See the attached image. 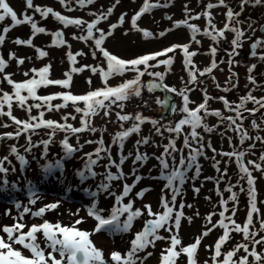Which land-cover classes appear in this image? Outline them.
<instances>
[{
    "label": "snow or ice",
    "instance_id": "1",
    "mask_svg": "<svg viewBox=\"0 0 264 264\" xmlns=\"http://www.w3.org/2000/svg\"><path fill=\"white\" fill-rule=\"evenodd\" d=\"M120 2L121 0H114V3L108 6L106 10L101 6L97 12H89L88 15L93 17L89 21L81 17L65 15L51 6L35 4L34 0H24L25 8L18 14L10 5L9 0H0V48L5 45L8 34L12 30L21 25H28L31 30L30 36L27 39L17 37L12 40V43L17 46L34 48L37 54L36 59L43 60L49 56V52L36 46L34 39L40 34L51 35L50 47H66L68 50L65 55L69 62V69L63 73V78H51L52 64L49 61L43 67L28 69L23 73L26 79L16 81L13 78L14 74L6 71V69L13 61L19 67L24 65L26 60L30 61L32 57H20L14 51H9L7 58L0 54V84L6 82L7 85L11 86V91H5L0 87V117H7L11 122L0 121V128L14 127L15 129L14 132L0 133V141L19 140L21 136H24L26 142L25 145L21 146L24 152L32 153L34 149L42 146V155L47 156L49 146L54 143L53 137L58 131L75 136V145L70 143L69 135H65L60 142L64 155L55 161V167L61 172L67 160L72 159L76 153L82 152L86 145L94 144L96 147L92 151L83 153L81 158L85 159V163L82 169L77 170L76 175L81 184L89 179L102 177L96 185L97 191L90 192V195L95 198L103 193L114 198V205L107 217L103 215L105 209L98 207L97 203L93 202L87 207L88 217L97 222L92 231L77 227L84 222L83 217L76 219L70 226L63 225L59 221L52 223L45 219L40 224H32L28 227L24 222L26 215L43 217L46 212L58 209L61 201L48 203L38 210H33L28 205L16 203L15 208L17 210L22 209L19 216L12 217L14 220L12 225L0 226V233H3L0 235V264H145L148 257L153 254L146 250L149 247L154 248L158 241L167 242V246L161 252L160 264H178L181 257H186V264H199L198 251L202 241L217 228L222 229V234L214 245L205 246L213 249V253L210 262L205 260L203 264H264V251L257 250L258 247L264 248V212L258 206L264 205V201L258 200L257 176L254 175L256 172L264 176V164L257 162V160H245L247 155H255L254 150L257 148V142L264 144V136L251 135L249 129L244 126V121L251 119V130L256 133L264 131V95L259 97L254 95L257 89H264V85L258 84L255 75H253L257 65L252 64L247 69L248 83L254 87L249 89L248 84H246L245 88L248 91L239 97L238 102L229 101L223 95L212 97L206 88L201 89L203 100L199 104H195L189 96L190 92L196 90L194 86L203 83L199 78L211 75L214 70L219 68L220 63L225 62L223 58L217 61L216 56L219 51L218 45L227 39V33L233 34L230 48L225 50L230 76L226 81L227 86L221 87L217 83L216 87L225 93L238 87V74L232 71L233 65L238 63L234 58L239 55V50L242 49L245 40H251V36H248L247 33L256 31L250 20L248 22L242 21L239 17L247 6H264V0H238L239 11L227 3V0H215V2L208 0L207 3H204V0H197V5L203 4V10L200 12H196L186 3L183 6V18L174 19L173 15L166 13L164 18L171 21V27L159 32L141 27L139 21L145 14L151 15L155 9L172 7L175 0H143L142 5L130 18L128 13H121L115 23L109 24L107 30L99 27L102 22L109 19ZM58 3L70 13L76 10L73 4L79 9H85L89 5H95L96 0H58ZM221 7L226 9V12L223 13L225 20L223 27H218L213 10ZM28 10H31L32 14H29ZM35 14H39L41 20H47L51 16L62 25V28L49 31L34 18ZM202 17L206 21L203 28L194 22L199 21ZM9 20L10 23H6ZM125 23L130 24V30L142 33L145 39L163 38L181 27L188 30L190 38L186 43H173L161 50L126 60L113 54L105 46V41ZM245 23H247L246 28L240 27ZM69 27H74L79 32V34L73 32L71 39L84 42L88 45L93 60L102 57V62L96 64H81L79 62L78 57H84L87 53L83 50H72V45L66 39L64 31ZM261 27L264 30V26ZM128 31L125 30V35L128 34ZM199 37H207L211 42L208 50L204 53L210 56L211 60L209 65L203 69L198 68L193 59L200 50L199 48L192 49V45L200 46L202 44ZM261 47H264V38H256L250 44V55L257 57V49ZM178 52L182 56L184 70L188 73L187 81L181 77L185 84L183 89H177L164 82L166 75L172 69ZM258 58L264 60V53H260ZM160 66L165 67L164 72L151 70ZM85 71H89L93 75L99 74L104 86L90 90L85 94H74L71 91L74 75L82 74ZM126 72H133L135 75L132 79L125 80L117 86H111L108 83L111 77L123 76ZM145 75L152 77L147 84L142 82V77ZM212 78L215 80L214 76ZM92 82V77H88L87 83L91 84ZM49 86H59L63 91L47 95L38 94L39 89ZM144 88L149 93L161 90L179 96L182 99V106L179 108L172 101L171 96H165L163 100L157 97L156 103L163 108H170L173 113L179 111L183 114L182 118L174 125L171 122L165 125L161 120L152 119L141 113H124V102L132 96L140 97ZM212 100L221 101L224 109L233 115H225L220 109H211L209 102ZM54 101H60V103H53ZM144 103L147 105V101ZM249 103L254 107L248 108ZM81 104L83 107L80 106ZM193 104L195 107H190ZM14 105L27 113L26 120L19 119L13 114ZM70 106L73 111H62ZM113 106L120 109L116 112V117L121 122L123 130L116 132L111 138V142L106 143L102 130L93 126L92 118L98 115L101 110H103L105 117L109 116ZM33 110H36L38 114L33 115ZM51 113H61L60 119L45 118L46 114ZM257 114H261L259 122L256 119ZM77 116L80 117L79 127L69 122L75 121ZM208 116L217 117L218 122L210 126L206 122ZM130 120L133 121L131 127L124 128L123 122ZM146 123L152 125L155 135L160 136L162 140L166 138L167 143H158L152 140L150 135L141 136L135 141L134 152L128 151L125 154V142L133 134L139 135L142 125ZM225 123L224 130L219 131ZM186 127L190 130L186 131ZM200 130L204 133L218 132L221 138L228 140L233 150L218 151L213 147L211 140L205 141ZM40 131H44L48 138L34 141L33 137L38 136ZM229 131L237 134L240 145H244L246 141H251V143H248L244 150L236 151L233 137L226 135ZM97 132L101 133L99 139H86L83 143L80 142V134ZM165 132L170 135L165 137ZM181 137L182 144L178 145ZM145 145L160 148L162 151L159 155L153 152L149 156L147 152L141 151ZM113 146L117 148L115 157L112 154ZM206 148L212 151L211 157L206 155ZM9 154L14 155L15 159L19 161L21 171L25 170L29 160L20 153L15 144L9 145ZM217 156L228 158L224 161L225 166L223 168H221V160H218ZM201 157L211 159L213 161L212 167L220 174L218 177H204L205 181H213L216 185L215 191L219 197L220 210L216 211L217 204H213V211L203 217L202 232L194 237V242L184 245L180 236L182 220L191 224L195 217H200L198 210L194 212L193 216L186 215L184 209H191L194 206L186 204L183 200L184 185L187 181H196L201 176ZM130 158L132 159V169L130 173L126 174L123 171V165ZM149 159H155L160 169L159 177L154 178L165 181L160 198V209L162 210L159 211H153L151 204H144L142 208L134 207L135 199L131 196L133 189L144 179L142 175L138 174L137 165L143 167ZM105 160L107 163L102 164L101 162ZM258 160L264 162V151L260 152ZM5 162L11 163L9 156L0 158V173L9 171L4 166ZM229 162H234L237 165V179L235 183L229 182L221 190L220 184L228 177L227 165ZM52 167V164L47 165L45 172H50ZM98 167H103L104 172L96 171ZM113 168L116 169V172L112 171ZM12 171H16V169L13 168ZM189 172H193V175L189 176ZM129 176L134 177L131 184L127 183ZM113 181H123L122 190L119 194L112 190ZM245 183L246 187L244 186ZM202 187L203 181L200 187L193 185L192 191L199 195ZM237 188L239 190L235 191L234 189ZM85 191L89 190L85 189ZM148 191H150L149 188L141 189L135 193V198L143 199ZM225 193L228 194L226 198ZM241 194H245L248 198L246 218L243 224L238 223L235 218L239 210ZM31 197L30 205H35L40 199L35 191L31 192ZM178 197H180L179 202ZM126 198L127 203H124ZM205 199L210 203L212 202L210 196H206ZM145 210L149 218L145 219L142 230L135 233L130 241V248L126 252L113 251L106 256L104 251L93 242L91 237L104 230H108L112 234L129 232L134 221L145 216ZM80 211L77 209L72 215H78ZM4 214L11 216L10 211H6ZM121 216L125 217L123 221L120 220ZM215 216H218L219 219L213 222ZM257 223L259 224L258 228ZM161 230L168 235L160 234ZM234 233L241 234L242 241L236 243L230 250L222 251L233 239ZM38 234L42 235L43 240L39 239ZM49 249L50 251H48ZM23 250H27L31 255H26ZM241 251L243 255H240ZM141 253H145V255H141Z\"/></svg>",
    "mask_w": 264,
    "mask_h": 264
},
{
    "label": "rangeland",
    "instance_id": "2",
    "mask_svg": "<svg viewBox=\"0 0 264 264\" xmlns=\"http://www.w3.org/2000/svg\"><path fill=\"white\" fill-rule=\"evenodd\" d=\"M208 0H204V3H207ZM215 2V0H213ZM10 5L18 12V14L24 10V0H9ZM35 4L42 5V6H51L57 11H61L65 15H69L71 17H81L85 20H91L93 19L92 16H89V12H97L101 9V6H103V9H107L108 6H110L112 3H114V0H96L95 5H89L85 9H79L78 7L73 4V7L76 8L73 12H68L66 9H64L59 3L58 0H34ZM143 0H121L120 4L115 8L113 14L109 17L107 21L102 22L99 27L107 30L110 23H115L118 20V17L121 15V13H128V17L130 18L132 14L136 10L139 9V7L142 5ZM189 4V6L194 9L196 12H200L203 10V4L197 5V0H175L174 5L168 9H155L151 15L145 14L141 21H139V24L141 27L152 30L154 32L162 31L166 28L171 27V21L164 18L165 14L173 15L174 19H181L183 18V6L184 4ZM227 3H229L232 7L235 8V10L239 11V8L237 7L238 0H227ZM225 10V11H224ZM29 14L31 13V10H28ZM226 12V9L221 7L213 10V15L217 16L219 19L225 20V17L223 13ZM216 13V14H215ZM37 21L40 22L41 26H45L49 31H56L60 28H62V25L58 21H56L54 18L49 16L47 20H41L39 14H35L34 17ZM240 20L248 22L249 20L253 23L256 31L252 33L249 31L247 33L248 36H251V40H246V43H249L252 40H255L256 38H264V30H262L261 26H264V6H247L242 13V15L239 17ZM202 28L206 25L205 19L202 17L199 21H194ZM6 23H10L9 21H6ZM218 27H222L220 25H217ZM242 28L247 27V23L240 25ZM125 30H129L128 34L125 35ZM66 39L69 41V43L72 45V50H83L87 55L84 57H78V60L81 64H96L99 62H102L103 58L99 57L98 60H93L91 56V52L89 51L88 45H86L84 42L76 41L71 39V34L73 32H78L77 29L74 27H69L64 30ZM31 34L30 27L28 25H21L12 30L8 34V39L6 40L5 45L0 48V54L5 55L7 58V54L9 51H14L17 53L20 57H32V59L26 60L24 65H21L17 67L16 63L13 61L10 63V66L6 71L11 72L14 74L13 78L16 81H23L26 79V77L23 75L25 71H28V69L32 67H43L45 64L49 63L51 61L52 64V73L51 78H63V73L69 69V62L67 60V57L65 53L67 52L66 47H50L52 36L51 35H45L40 34L34 39V44L38 47L43 48L44 50L49 52V56L44 58L43 60H37L36 59V52L34 48L27 47V46H17L14 43H12V40H14L17 37H20L22 39H27ZM230 35H233L232 33H227ZM188 37L190 38V34L188 30L184 27H181L177 30H174L170 32L168 35H166L163 38H153V39H145L142 35V33L130 30V24L125 23L123 27L118 28L115 30L114 34L108 38L105 41L106 48L112 52L113 54L117 55L120 58L130 60L135 59L141 55H145L151 52L158 51L160 48L163 49V45L168 43V46H170L173 43H186L189 41ZM167 40V41H166ZM230 41L231 39H228L224 41V43H221V47L223 46V54L227 58L226 49L230 48ZM153 42V43H152ZM210 40L208 43V47L210 44ZM252 43V42H251ZM197 46V45H196ZM167 47V46H165ZM207 47V48H208ZM151 48V49H150ZM160 49V50H161ZM205 50V48L203 47ZM148 50H152L151 52H147ZM206 52V50H205ZM249 52L248 47L245 46L242 53H240L237 57L242 58L243 55ZM258 56L253 57L252 60L248 61V64H253L254 62L258 61L259 64H262L264 60H260L259 54L264 53V47L258 48ZM179 56V52L177 53ZM177 55V56H178ZM196 62V65L198 68L201 69V66L199 64L201 63V56L198 54L196 57L193 58ZM177 61L174 62L172 67L174 69H171V71L166 75L165 79L169 82H171L174 85H177L179 82H181V76L187 75V72H182L179 70L182 63V56L176 59ZM241 64H244V59H241ZM106 67V65H105ZM178 68V69H176ZM152 71H160L164 72L165 67L160 66L155 69H151ZM223 73L225 72V68L221 69ZM218 69L214 70L212 74L219 75ZM135 73L133 72H126L123 76H113L110 78L108 83L111 86H117L120 83L124 82L125 80L132 79L134 77ZM92 77V83H87V78ZM150 78L147 75L142 77V82L147 84ZM103 82L101 80V77L99 74L93 75L89 71H85L82 74L74 75L73 78V85L71 88V91L74 94H85L88 91L92 90L93 88H101L103 87ZM0 87H2L5 91H11V86L7 85L6 82L3 84H0ZM191 87V86H190ZM201 88L199 87V90ZM63 91L62 88L59 86H49L47 88H41L38 90L39 95H47L51 93H56ZM149 93L146 88L142 90V94L140 97L132 96L130 99L124 102V113H141L144 116L150 117L152 119H158L161 120L163 124H168L169 122H178L179 120H174L173 118L166 121L164 118L160 117L159 115L162 113V107L161 105H158L156 103H153V99H155V95H152V97L148 96ZM144 101H147V105H145ZM53 103H60V101H54ZM83 107V104L80 105ZM73 111L71 106L68 109L62 110L63 112H68L67 110ZM6 110V109H5ZM120 111L119 108L113 106L111 110V114L107 117L104 116L103 110L99 112L98 115L92 118L93 126L101 129L103 132V137L106 143L111 142V138L115 135L116 132L123 130L121 128V122L118 121L116 117V112ZM13 114L17 116V118L26 120L27 119V113L19 108H17L15 105L13 107ZM33 115H37V111L33 110ZM61 113H51L46 114L45 118L60 119ZM0 121L11 123L7 117H0ZM166 121V122H165ZM74 126L79 127L80 126V117L77 116V119L75 121H69ZM259 122V120H258ZM133 121H127L123 122L124 128L131 127ZM190 129H187L188 131ZM14 127L9 128H0V133L4 132H14ZM262 134L261 136H264V131L259 132ZM65 135H69L70 143L73 145L76 144V138L75 136H72L69 133H65L63 131H58L55 136L53 137L54 143L50 144L49 146V152L47 156H43V148L38 147L32 151V153H26L23 151V148L21 146L25 145V138L24 136H21L19 140H8V141H0V158L4 156H9V160L11 163L5 162V167L9 169L7 173H0V226L2 225H12L14 223V220L12 217H18L19 212L22 211V209L17 210L15 208L16 203H21L22 205H28L33 210H38L40 207L55 202L57 200L61 201V205L58 209L48 211L45 213L43 217H33L30 214L26 215L24 217L25 224L30 227L32 224H40L45 219H47L49 222L56 223L59 221L63 225H72L76 219H79L81 217L84 218V222L80 225H77L78 228L82 230L92 231L96 226V221L87 215V207H89L93 202L97 203L98 207L105 209L103 215L107 217L110 214V210L112 206L114 205V198L107 196L106 194L100 193L95 198H93L90 195V192L97 191L96 185L100 182L102 177L98 176L95 179H89L88 181L84 182L83 184L80 183V180L78 176L76 175L77 170H80L83 168V165L85 163V159H82L83 153L92 151L96 145H86L82 152L76 153L74 157L70 160H67L65 162V166L63 171L61 172L60 169L55 167V161L62 157L64 155L63 149L61 147L60 142L64 139ZM101 133H83L80 134V142L83 143L86 139H99ZM151 136L152 140L158 142V143H167V139H161L160 136L155 135L154 130L152 128L151 124H144L141 127V133L139 135L133 134L126 142H125V149L124 152L127 154L128 151L134 152V145L135 141L140 139L141 136ZM170 134L165 132L164 136L168 137ZM48 137L44 134V131H40V134L38 136H34L33 140L38 141L40 139H47ZM234 140L233 142H235ZM15 144L20 153L25 155L26 159L29 160V164L25 167V170L21 171L19 161L15 159L14 155L9 154V145ZM182 144V137L178 141V145ZM240 145V144H238ZM241 146V145H240ZM247 147V145L244 146V149ZM226 149V148H224ZM223 149V150H224ZM243 149V150H244ZM142 152H147L149 156L153 152L156 153V155H159L162 149L160 148H154L151 145H145L141 148ZM187 152V150H185ZM224 151H231L229 149H226ZM239 151V150H238ZM255 155H247L245 160L251 159V160H257V162H260L264 164V162H261L258 160V157L260 155L261 151H264V144H260L257 142V148L254 150ZM117 152L116 146H113L112 148V154L115 157ZM212 155H209L211 157ZM35 157V159H33ZM218 160H221V168L225 166L224 159H228L227 157H216ZM225 160V161H226ZM206 161V164L203 162ZM201 165H202V174L196 181H187L184 185V196L183 200L186 204H192L194 207L191 209L185 208L184 211L186 215L193 216L194 212L197 210L200 212V217H195L193 219V222L189 224L186 220H182L181 228H180V236L182 237V242L184 245H188L192 242H194V237L199 235L204 224L203 217L208 214L209 212L213 211V204H217L216 211H219V197L216 195V185L213 181H205V176H216L218 177L220 174L215 171V169L212 167L213 161H210V159L205 160L203 157L201 158ZM103 163H107V161H102ZM234 162L228 163V177L224 179V181L220 184L221 190L227 186L229 182L235 183L237 179V165ZM49 164H52V170L50 172H45V167ZM155 166V167H154ZM139 168V175H142L144 179H142L136 186L135 189H133V193L131 194L133 199L135 198V193L139 192L143 188H149L150 191H148L143 199H138L139 208H142L144 204H151L153 207V211H159L160 209V198H161V189L163 188V185L165 181L154 178L159 177L160 169L158 166V163L155 159H149L143 167ZM15 168L16 171H12V169ZM132 169V159L130 158L128 161L125 162L123 165V171L128 174L131 172ZM232 170V171H231ZM96 171L103 173L104 168L98 167L96 168ZM113 172H116V169H112ZM189 176L193 175V172L188 173ZM254 175L257 176V182L264 181V176H262L260 173L254 172ZM230 178V179H229ZM134 177L129 176L127 179V183L131 184ZM262 180V181H261ZM7 181V183H5ZM203 181V187L201 188V191L199 195H196L193 191V185L196 187H200L201 182ZM244 183V182H242ZM264 183V182H262ZM112 190L119 194L122 190L123 181H113L112 182ZM246 187V183L244 184ZM257 186V192H258V184ZM85 189H88L89 191H85ZM70 190V191H69ZM235 191H238L239 189H234ZM35 191L38 193L40 199L37 201L35 205H30L29 200L31 197V192ZM170 195V193H169ZM227 193H225V198L227 197ZM206 196H210L212 198V202L210 203L208 200L205 199ZM247 196L245 194L240 195V203H239V210L237 213V216L235 217L238 223L243 224L245 218H246V211H247ZM180 200V197H178V202ZM124 203H127V198L125 199ZM231 206V205H230ZM259 206V205H258ZM77 209H80L78 215H72V213H75ZM6 211H10L11 216L5 215L4 213ZM145 210V216L142 218L137 219L133 223L132 229L127 233H115L112 234L108 230L101 231L99 233H96L91 238L95 245L99 248H101L105 255L108 256L113 251H120L121 253L126 252L130 248V241L133 239L136 232L142 230L144 226L145 219H148ZM125 219L124 216L120 217V220L123 221ZM219 217L215 216L213 218V222L218 220ZM259 227V224L257 223V228ZM25 231H27V228H25ZM3 233H0L2 235ZM162 235L167 236L168 233L163 232L161 230ZM222 234V229L217 228L214 230L208 237H206L202 241V245L198 251V260L199 264H203L205 260H211V255L213 253V249L206 248L205 246L214 245L215 241L218 239V237ZM39 235V234H38ZM39 239L43 240L42 235H39ZM243 237L241 234H233V239L229 242V244L226 246L225 249L222 251L230 250L236 243L242 241ZM43 247V244L41 245ZM167 246L166 241H158L156 243V246L154 248L149 247L146 251L152 252V256L148 257V259L145 261V264H160V256L162 250ZM20 247V246H17ZM258 251H264V248L257 249ZM26 255H31L27 250H23ZM50 251V249L48 250ZM141 255H145V253H141ZM240 255H243V252L241 251ZM57 258H59L57 256ZM178 264H186V257H181L178 261Z\"/></svg>",
    "mask_w": 264,
    "mask_h": 264
},
{
    "label": "flooded vegetation",
    "instance_id": "3",
    "mask_svg": "<svg viewBox=\"0 0 264 264\" xmlns=\"http://www.w3.org/2000/svg\"><path fill=\"white\" fill-rule=\"evenodd\" d=\"M227 36H228V39H232L233 38V35L227 34ZM226 40H224V41H226ZM224 41H221L219 43V45H218L219 51L217 53L216 59H217V61H219L221 58L224 59L225 62L219 64V70H221L222 68H225V72L223 73V71H219V73H220L219 75L211 74V75H206L205 77L199 78L200 80L203 81V83H198L196 86H194L196 90H194V91L189 93L190 99L192 101H194L195 104H199L203 100V93H202L201 89H205L206 88L208 94L210 96H212V97H219V96L223 95V96H226L229 101H237L238 102L239 97L242 96V95H245L247 93V91H248V89L245 88L246 84H248L249 89L254 87L253 85H250L248 83V79H247V77H248L247 69H248V67L250 65H252V64H248V61L252 60V58H253L250 55V51H251L250 44L254 40L250 41L249 43H246V40H245V42L243 43L242 49L239 50V54L243 52L245 46L248 47V51L249 52H246L243 55L242 58H238L236 56L234 59H235V61H238V63L234 64L233 67H232V71H235L238 74V87L236 89H234L233 91L227 92V93L217 89V87H216L217 83H219L221 85V87L227 86L226 85V81L228 80V78L230 76L229 64L227 63L228 57L226 58L224 56V54H223V49L224 48H223V46L222 47L220 46L221 43H224ZM208 48L205 49V50L207 51ZM205 50H203L202 53L200 54L201 63L199 64V66H201V69H203L204 67L208 66L209 63H210V60H211L210 56L204 54ZM257 51H258V49H257ZM241 59H244V64H242V65H240L241 64V61H240ZM253 64L257 65L253 75H255L258 84L264 85L263 84L264 83L263 82L264 81V61H263L262 64H259L258 61L254 62ZM172 69H174V67H172ZM176 69H178V68H176ZM179 70H181L182 72H186L182 65L179 68ZM213 76L215 77V80H213V78H212ZM181 77L184 78V81H187L188 73H187V75L183 74ZM151 79L152 78H150V80ZM164 82L166 84H168L169 86L176 87L177 89H183L184 86H185V84H184V82H182V80L177 85L172 84L171 82L167 81L166 79H165ZM191 87H193V86H191ZM199 87L201 88L200 90H199ZM152 95H155V99H153V103H156L157 97H159L161 100H163L165 98V96H171L172 97V101L177 105L178 108L180 106H182V99L179 96H176L174 94L166 93V92H163L161 90H156L153 93H149L148 96L152 97ZM254 95H256L257 97H259L261 95H264V89H257L254 92ZM195 104L190 105V107H195ZM209 107L211 109H220L225 115H233V113H230L226 109H224L223 103L221 101H219V100L210 101L209 102ZM247 107L248 108H252V107H254V105L249 103L247 105ZM244 114L248 115L247 113H244ZM260 115L261 114H257V117H256L257 120H259V116ZM159 116L162 117V119L164 118V120L168 121V120H170L172 118L174 120H180L182 118L183 114L180 113L179 111L173 113V112H171L170 108H169V111H168V108H163L162 107V113ZM206 122L210 126L211 125H215L218 122V118L214 117V116H208ZM172 124L174 125L175 123L172 122ZM250 125H251V119L244 121V126H245V128L249 129L251 135H256V134L262 135L260 133H256L253 130H251ZM225 126H226V123H225V125L221 126L219 131H223ZM201 132H202V134L205 137V141L211 140L213 147H215L218 151L219 150H223L224 148L229 149L231 151L233 150V148L229 145L228 140L226 138H221V136L219 134H217L218 132H213V133H204L203 131H201ZM260 132H262V131H260ZM226 135L227 136H232L233 137V141L236 140L235 142H233V144L235 145V150L236 151H238V150L242 151L244 149L245 145H248V143H251V141H246L244 145L240 146V145H238L239 141H238L237 134L229 131V132H227ZM219 139H221V140H219ZM219 142H220V144H219ZM205 152H206V155L208 157H209V155H213V153H212V151L210 149L206 148ZM217 157H220V156H217ZM201 158H200V163H202L201 162ZM205 160H207V162H208V159H205ZM210 161H212V160L210 159ZM203 162L206 164V161H203ZM232 164L234 165V163H232Z\"/></svg>",
    "mask_w": 264,
    "mask_h": 264
},
{
    "label": "bare ground",
    "instance_id": "4",
    "mask_svg": "<svg viewBox=\"0 0 264 264\" xmlns=\"http://www.w3.org/2000/svg\"><path fill=\"white\" fill-rule=\"evenodd\" d=\"M225 11V10H224ZM216 14V13H215ZM223 17H222V19H219L217 16H215V22L217 23V25H220V26H222L223 27ZM201 40H202V44L200 45V46H196L195 44H193L192 45V49H197V48H199V54H201L202 53V51L204 50L203 49V47L205 48V49H207V46H208V43H209V38H207V37H199ZM188 39H189V37H188ZM167 41V40H166ZM153 43V42H152ZM165 46H168V43L167 44H165V45H163V46H161V47H163V48H165ZM151 49V48H150ZM161 49V48H160ZM159 49V50H160ZM152 50H148L147 52H151ZM178 55V54H177ZM181 58V56H176V59H178V58ZM177 60H175V62H176ZM264 82V81H263ZM264 84V83H263ZM93 89H96V88H93ZM92 89V90H93ZM68 112H71V109H70V111L69 110H67ZM200 131H202V130H200ZM218 134V133H217ZM203 135V134H202ZM209 138V137H208ZM219 140H221V139H219ZM219 144H220V142H219ZM224 150H226V149H224ZM226 159H224V161H225ZM223 161V162H224ZM232 171V170H231ZM262 181V180H261ZM262 182H264V181H262ZM262 182H257V184H258V200H262V201H264V183H262ZM134 207H139V203H138V199H135V205H134ZM259 207L261 208V210H262V212H264V205H259Z\"/></svg>",
    "mask_w": 264,
    "mask_h": 264
},
{
    "label": "water",
    "instance_id": "5",
    "mask_svg": "<svg viewBox=\"0 0 264 264\" xmlns=\"http://www.w3.org/2000/svg\"><path fill=\"white\" fill-rule=\"evenodd\" d=\"M168 111H169V108H168Z\"/></svg>",
    "mask_w": 264,
    "mask_h": 264
}]
</instances>
